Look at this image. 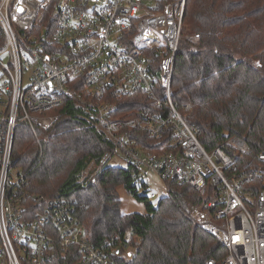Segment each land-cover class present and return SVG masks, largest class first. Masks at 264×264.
Listing matches in <instances>:
<instances>
[{"label": "built area", "instance_id": "2783aa9c", "mask_svg": "<svg viewBox=\"0 0 264 264\" xmlns=\"http://www.w3.org/2000/svg\"><path fill=\"white\" fill-rule=\"evenodd\" d=\"M187 2L0 0V55H8L0 58V264H123L134 255L128 237L92 243L75 200L34 195L38 162L28 171L13 164L18 126L37 136V128H49L45 113L68 99L114 139L115 156L139 181L184 183L203 198L190 206L191 217L227 251L207 264H264L263 175L240 170L236 159L251 153L249 144L234 136L207 151L202 129L189 120L192 105L181 109L173 100ZM137 92L156 112L122 119V100ZM145 134L158 140L154 150L130 137Z\"/></svg>", "mask_w": 264, "mask_h": 264}, {"label": "trees", "instance_id": "16d2710c", "mask_svg": "<svg viewBox=\"0 0 264 264\" xmlns=\"http://www.w3.org/2000/svg\"><path fill=\"white\" fill-rule=\"evenodd\" d=\"M51 12V11H49ZM185 39L177 56L172 85L179 108L192 105L189 120L202 129L200 141L207 151L238 136L251 153L236 158L240 170H260L264 187V0H188ZM0 33L3 32L0 28ZM123 118L141 109L156 112L150 99L137 92L122 100ZM45 115L56 120L48 129L37 128L43 149L41 162L30 173L34 195L75 200L77 213L89 240L106 246L128 237L136 247L123 264L219 263L227 255L221 243L195 225L190 206L203 198L189 185L167 182V194L158 203L139 196V180L131 166L112 167L115 141L88 119L75 101L65 100ZM137 130L130 131L136 134ZM138 137L150 150L158 140ZM36 136L27 124L18 126L13 164L28 171L40 156ZM90 174L86 176L90 165ZM123 186L139 202L145 214H124L118 189ZM145 192L148 187L142 184ZM131 234V236H128Z\"/></svg>", "mask_w": 264, "mask_h": 264}, {"label": "rangeland", "instance_id": "374dc122", "mask_svg": "<svg viewBox=\"0 0 264 264\" xmlns=\"http://www.w3.org/2000/svg\"><path fill=\"white\" fill-rule=\"evenodd\" d=\"M0 58H2L4 61L8 62V55H0ZM56 120L55 116L51 115H45V117L42 118V122H45L49 126ZM42 128V127H39ZM43 129V128H42ZM48 129V128H45ZM35 135V134H34ZM37 137L36 136V144L37 142ZM39 138V137H38ZM40 140V139H39ZM39 145V144H38ZM40 149V146H39ZM40 152V151H39ZM38 164L41 162L38 159ZM110 165L112 167H125L126 163L120 156H115L111 162ZM94 163H92L89 167V170L86 173V176L90 174V170L92 167H94ZM142 184H145L148 187L149 192H145V189L142 187ZM138 186V194L139 196H147L150 199V202L157 204L158 200L156 199H151L150 194L154 192L157 194L158 197H164L167 194V182L164 180H159L156 176H150V179L145 178L142 181H139ZM118 193L120 196V200L122 202V212L124 214H145L146 213V208L145 204L143 202H139L134 196H132L125 187L121 186L118 189Z\"/></svg>", "mask_w": 264, "mask_h": 264}]
</instances>
